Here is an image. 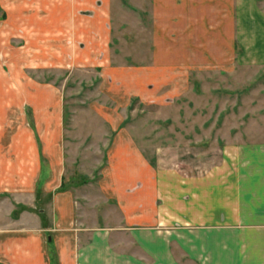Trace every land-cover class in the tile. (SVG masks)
Returning <instances> with one entry per match:
<instances>
[{"label":"crops","instance_id":"0c3cea01","mask_svg":"<svg viewBox=\"0 0 264 264\" xmlns=\"http://www.w3.org/2000/svg\"><path fill=\"white\" fill-rule=\"evenodd\" d=\"M96 1L26 0V18L11 26L21 45L11 46L7 69L0 64V264H264V150L184 175L149 163L123 115L103 107L97 115L113 139L99 179L83 187L94 188L95 203L67 177L64 89L36 73L96 69L101 61L100 92L115 108L146 95L145 71L110 65L113 19L109 3L98 9ZM154 2L157 15L168 13L169 53L193 39L211 7L221 39L230 18L232 40L264 60V0Z\"/></svg>","mask_w":264,"mask_h":264},{"label":"rangeland","instance_id":"374dc122","mask_svg":"<svg viewBox=\"0 0 264 264\" xmlns=\"http://www.w3.org/2000/svg\"><path fill=\"white\" fill-rule=\"evenodd\" d=\"M23 1L0 0V64L6 69L11 46L21 45L10 32L11 26H20L17 17L27 16ZM86 2L89 0H81V4ZM105 2L113 19L109 63L113 68L145 71V99L135 98L127 109H117L100 92L101 61L96 69L41 71L35 75L64 89L67 177L76 179L83 194L88 193L94 202V188H83L88 186L84 183L95 184L99 179L113 139L97 108H114L123 115L122 127L130 131L149 163L164 168L178 166L184 175L200 176L222 161L237 157L250 161L256 159L255 155H263L264 60L245 54L249 50L232 40V19L227 18L224 25L227 40L221 39L217 13L206 7L202 15L207 22H195L193 39L178 40L171 54L168 47L173 41L166 38L170 35L168 13L162 10L157 15L154 0H97V8ZM164 4L168 6L169 2ZM81 15L94 13L81 10ZM11 17L16 24H11ZM194 20H201L200 13ZM160 34L166 39L160 40ZM90 209L88 206V214Z\"/></svg>","mask_w":264,"mask_h":264}]
</instances>
